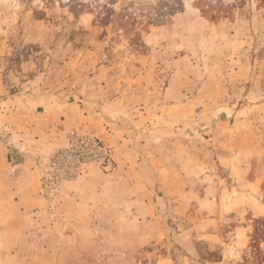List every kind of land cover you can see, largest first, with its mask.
<instances>
[{
    "label": "rangeland",
    "instance_id": "rangeland-1",
    "mask_svg": "<svg viewBox=\"0 0 264 264\" xmlns=\"http://www.w3.org/2000/svg\"><path fill=\"white\" fill-rule=\"evenodd\" d=\"M43 97L89 120L0 201V264H264V0H0V102Z\"/></svg>",
    "mask_w": 264,
    "mask_h": 264
},
{
    "label": "crops",
    "instance_id": "crops-1",
    "mask_svg": "<svg viewBox=\"0 0 264 264\" xmlns=\"http://www.w3.org/2000/svg\"><path fill=\"white\" fill-rule=\"evenodd\" d=\"M53 97L60 99L59 95ZM44 100L43 97L40 101H28L23 108H18L25 117H21L20 122L15 124L12 123L14 110L7 108L11 99L3 98L0 102V201L2 202L15 203L29 199L37 205L43 202L40 193L42 166L39 163L42 158L52 154L60 146L66 145L70 132L87 126L89 119L84 113L71 110L67 106L63 107L58 103L45 112L44 119V116L37 112L38 107L34 110V106ZM27 112H30L29 118L26 117ZM86 131L92 132V130Z\"/></svg>",
    "mask_w": 264,
    "mask_h": 264
},
{
    "label": "built area",
    "instance_id": "built-area-1",
    "mask_svg": "<svg viewBox=\"0 0 264 264\" xmlns=\"http://www.w3.org/2000/svg\"><path fill=\"white\" fill-rule=\"evenodd\" d=\"M72 142L66 154L74 156L79 163L87 160L98 162L107 170L115 168L112 149L92 135L79 133L72 135Z\"/></svg>",
    "mask_w": 264,
    "mask_h": 264
},
{
    "label": "trees",
    "instance_id": "trees-1",
    "mask_svg": "<svg viewBox=\"0 0 264 264\" xmlns=\"http://www.w3.org/2000/svg\"><path fill=\"white\" fill-rule=\"evenodd\" d=\"M259 223H260V227L255 228V230L259 232V235H262L264 233V218H261ZM262 225H263V228H262Z\"/></svg>",
    "mask_w": 264,
    "mask_h": 264
}]
</instances>
